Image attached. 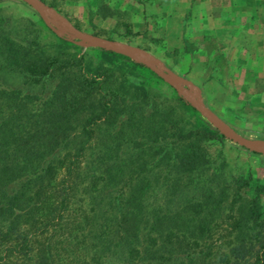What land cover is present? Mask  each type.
I'll return each instance as SVG.
<instances>
[{
    "label": "trees",
    "instance_id": "16d2710c",
    "mask_svg": "<svg viewBox=\"0 0 264 264\" xmlns=\"http://www.w3.org/2000/svg\"><path fill=\"white\" fill-rule=\"evenodd\" d=\"M9 23L0 264H264V172L230 171L224 136L145 65Z\"/></svg>",
    "mask_w": 264,
    "mask_h": 264
},
{
    "label": "rangeland",
    "instance_id": "374dc122",
    "mask_svg": "<svg viewBox=\"0 0 264 264\" xmlns=\"http://www.w3.org/2000/svg\"><path fill=\"white\" fill-rule=\"evenodd\" d=\"M42 1L79 30L147 51L160 64L190 80L204 104L237 133L264 141V39H254L250 36L253 33L248 30L249 35L244 34V40L249 45L245 46L243 53H237L239 45L235 43L234 36L228 40H218L211 35L198 39L188 28L182 36L183 44L174 47L164 39L166 29L162 22L169 12L171 0H155L156 4H161L160 7L153 5L151 0H146L142 5L130 4L127 0ZM179 2L188 5L186 0ZM252 2H256L255 5H251ZM98 3L103 5L99 9L101 14L96 13ZM248 3V8H256V16H250V13L240 26L243 33L249 27L259 36L263 24L259 23L258 15L264 16V0H249ZM0 18L10 22L14 36L27 33L29 37L37 36L44 44L55 43L60 37L78 45L75 43L77 39L65 32L66 26L62 22L53 19V24L62 31L60 34L54 33L23 0H0ZM189 19L191 11H185V20ZM130 28L133 33H128ZM182 39L176 42L182 43ZM184 40L188 41L192 51L184 48ZM257 43L263 44L262 54H256V51H260ZM78 46L80 54L98 48ZM20 85L19 79L13 75L0 74V86L9 88ZM176 93L188 103L182 96L189 94L185 85H181V91L176 90ZM223 151L230 171L241 174L251 171L255 176L263 174L264 154L252 152L226 138Z\"/></svg>",
    "mask_w": 264,
    "mask_h": 264
},
{
    "label": "crops",
    "instance_id": "0c3cea01",
    "mask_svg": "<svg viewBox=\"0 0 264 264\" xmlns=\"http://www.w3.org/2000/svg\"><path fill=\"white\" fill-rule=\"evenodd\" d=\"M145 1L127 0L130 4L140 5L144 4ZM171 1L173 2L168 4L170 6L169 12L162 19V22L163 28L166 29V34L164 31V39L169 41L174 47H179L183 44L182 36L188 28H190L189 31L194 32L198 39H203L204 36L211 35L218 40L220 38L228 40L234 36L236 38L235 43L239 45L237 53H243L246 49L245 46L249 45L244 40V34L246 36L249 35L248 30L250 33H253L250 36L254 39H264V16L258 15L259 23L263 24L260 29L262 31L259 32L260 37L258 34H254L255 30L249 27H246L244 29L246 33H243L240 26L250 13V16L256 14V8L250 9L247 7L249 0H186L188 5L184 4V2H179V0ZM151 3L155 6H161V4H156L155 0H151ZM252 3L251 5H255L256 2ZM185 11H191V19L189 21L185 20ZM179 39H182V43L176 42ZM257 45L260 51H256V54L260 52L262 54L263 44L260 43L259 45L257 43Z\"/></svg>",
    "mask_w": 264,
    "mask_h": 264
},
{
    "label": "water",
    "instance_id": "95a60500",
    "mask_svg": "<svg viewBox=\"0 0 264 264\" xmlns=\"http://www.w3.org/2000/svg\"><path fill=\"white\" fill-rule=\"evenodd\" d=\"M23 1L31 6L39 14L44 23L54 33L60 34L62 31L53 24V19L62 22L66 26L65 32L70 37L77 39L75 43L78 45L98 47L127 56L131 60L139 62L151 69L166 83L178 90V92L181 91V85H185L189 91V94H182V96L186 98L188 103L191 104L202 116H204L211 123V125H213L219 131L220 134H222L226 139H229L252 152L264 154L263 140L249 139L237 133L232 127H230L225 121H223L204 104L200 98L198 89L190 80L179 76L169 68L160 64L156 58L147 51L125 42L108 39L79 30L58 12L47 6L42 0Z\"/></svg>",
    "mask_w": 264,
    "mask_h": 264
}]
</instances>
